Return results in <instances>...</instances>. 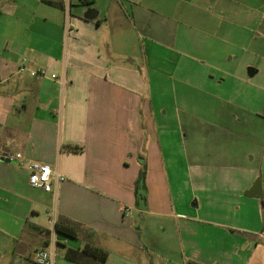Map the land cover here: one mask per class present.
<instances>
[{
    "label": "crops",
    "instance_id": "0c3cea01",
    "mask_svg": "<svg viewBox=\"0 0 264 264\" xmlns=\"http://www.w3.org/2000/svg\"><path fill=\"white\" fill-rule=\"evenodd\" d=\"M261 234L264 0H0V264H264Z\"/></svg>",
    "mask_w": 264,
    "mask_h": 264
},
{
    "label": "built area",
    "instance_id": "2783aa9c",
    "mask_svg": "<svg viewBox=\"0 0 264 264\" xmlns=\"http://www.w3.org/2000/svg\"><path fill=\"white\" fill-rule=\"evenodd\" d=\"M69 6L72 0H64ZM19 72L28 73L31 77L46 78L48 72L46 69L32 70L25 66L19 67ZM58 77L56 74L51 75V79L56 80ZM63 85L65 84L64 79H61ZM11 160H17L22 166H24L29 172V184L34 188H39L45 192H51L54 190V186L64 181V176L60 173L59 169L52 167L46 163L31 162L22 157L21 154L8 157ZM125 213L130 214L131 210L125 208ZM264 238V234H261ZM36 264H54L53 252L46 249H39L35 253Z\"/></svg>",
    "mask_w": 264,
    "mask_h": 264
},
{
    "label": "trees",
    "instance_id": "16d2710c",
    "mask_svg": "<svg viewBox=\"0 0 264 264\" xmlns=\"http://www.w3.org/2000/svg\"><path fill=\"white\" fill-rule=\"evenodd\" d=\"M64 149L70 152H78L81 148L78 146H66ZM140 180L142 182L143 178H141ZM55 230L58 233L71 238H75L78 235L77 228L72 224H70L69 222L67 223L57 222L55 225ZM66 254H67V259L69 261L77 264H88V260L90 258L91 259L94 258L100 264H103L108 257V253L106 251L96 247L91 242L87 243L82 250H78V251L68 250Z\"/></svg>",
    "mask_w": 264,
    "mask_h": 264
},
{
    "label": "water",
    "instance_id": "95a60500",
    "mask_svg": "<svg viewBox=\"0 0 264 264\" xmlns=\"http://www.w3.org/2000/svg\"><path fill=\"white\" fill-rule=\"evenodd\" d=\"M85 19L87 20H94L96 17H97V12L95 10H89L86 14H85ZM4 160L5 162H8V163H12V164H15V165H19V162H15L14 160H11L9 159L8 157L2 159ZM143 196H139V206L142 207L143 205Z\"/></svg>",
    "mask_w": 264,
    "mask_h": 264
},
{
    "label": "rangeland",
    "instance_id": "374dc122",
    "mask_svg": "<svg viewBox=\"0 0 264 264\" xmlns=\"http://www.w3.org/2000/svg\"><path fill=\"white\" fill-rule=\"evenodd\" d=\"M22 65V64H21ZM20 65V66H21ZM19 66V67H20ZM32 70H34V69H32ZM47 70V69H46ZM17 72L19 73V74H24V73H26V72H23V73H21V72H19V68H18V70H17ZM47 72H48V75L47 76H50V72H49V70H47ZM32 78H38V77H32ZM53 80V79H52ZM56 81H59L60 83H61V85L63 86V83H62V80H61V78L59 79V77L56 79ZM165 90H164V94H163V97H162V99H161V102L162 103H164L165 105H167L168 103H170V101H169V99H168V97H169V95H170V93L168 94V88H164ZM166 174V173H165ZM139 179L140 178H144V174L143 173H141V177L139 176L138 177Z\"/></svg>",
    "mask_w": 264,
    "mask_h": 264
}]
</instances>
